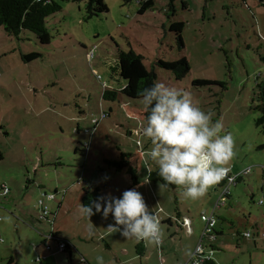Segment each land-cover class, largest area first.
<instances>
[{
	"label": "rangeland",
	"instance_id": "obj_1",
	"mask_svg": "<svg viewBox=\"0 0 264 264\" xmlns=\"http://www.w3.org/2000/svg\"><path fill=\"white\" fill-rule=\"evenodd\" d=\"M52 1L62 10L47 20L49 45L29 31L16 38L0 28V264H97V256L105 264H189L188 252L194 253L204 229L201 215L213 213L222 187L192 201L177 187L148 180L158 167L148 156L151 142L142 135L146 110L140 97L125 93L152 71L158 80L191 93L213 120L223 121L235 140L228 165L233 176L252 170L216 210L223 231L213 244L216 264H264V134L256 124L264 114V0H175L172 7L170 0H156L143 15L136 0H105L109 12L92 18L85 1ZM175 23L184 24V49L171 31ZM34 52L41 58L26 63L23 56ZM123 54L139 59L125 62ZM182 58L191 70L180 81L158 65ZM196 80L224 87H195ZM106 90L123 94L105 100ZM102 113L109 116L95 124ZM122 154L132 155L137 187L127 169L117 172L110 165L122 163ZM96 188L117 198L126 190L140 192L149 211L162 218L163 244L144 242L140 256L139 242L106 231L115 223L111 215L106 219L95 212L88 218L82 198ZM45 193L56 194V200L46 201L50 215L42 219L38 200ZM178 212L191 218L193 235L179 229ZM58 229L75 245L72 257L59 252L56 240L54 252L45 250V237L58 235ZM248 232L256 242L245 238ZM206 243L212 246L211 240Z\"/></svg>",
	"mask_w": 264,
	"mask_h": 264
},
{
	"label": "clouds",
	"instance_id": "obj_2",
	"mask_svg": "<svg viewBox=\"0 0 264 264\" xmlns=\"http://www.w3.org/2000/svg\"><path fill=\"white\" fill-rule=\"evenodd\" d=\"M139 96L148 112L142 130L151 142L148 156L166 186L175 185L185 199L196 201L225 178L231 183L234 177H229L228 165L235 156V140L231 132L224 131L221 119L213 120V113L197 106L191 93L160 80ZM93 207L104 218H114L106 231L120 232L126 240L161 244L159 218L149 211L137 190H126L119 198L101 196L93 206L81 205V211L90 218ZM96 261L105 264L103 256H97Z\"/></svg>",
	"mask_w": 264,
	"mask_h": 264
},
{
	"label": "trees",
	"instance_id": "obj_3",
	"mask_svg": "<svg viewBox=\"0 0 264 264\" xmlns=\"http://www.w3.org/2000/svg\"><path fill=\"white\" fill-rule=\"evenodd\" d=\"M73 1L87 2V5H88L87 12H88L89 18L99 17L100 15L109 12V8L105 0H73ZM124 1L126 3H130L134 0H124ZM136 1L139 2V6H140L139 14L143 15L145 12L152 10L155 7L156 0H136ZM174 1L175 0H170L171 7L173 6ZM61 10H62L61 6L52 0H0V28H2L9 37H16V38H19L22 32L29 31L31 33H34L37 36L38 41L42 45H49L51 43L52 37L47 28V20L51 16L59 13ZM183 30H184L183 23H175L173 24L171 28V31L177 34V40H178V43L181 49H184L185 47L183 36H182ZM39 58H41V54L38 52L37 53L34 52L29 55L23 56V60L26 63L34 62ZM138 59L139 58L134 55H130V56L125 55V54L122 55V60L125 62L134 63ZM158 65L164 70L172 72L175 75L176 80L178 81L185 79L191 70L190 65L186 58H182L181 60L173 61V62L159 61ZM114 70L117 71V69H114ZM135 80L136 81H134V83L130 84L131 89L128 91V93H125L130 98L140 97L139 93L144 88L150 87L154 81L158 80V76L155 73V71H152L150 73L144 72L139 78ZM212 85H220L224 87V85L221 83L206 81V80H196L193 82V86L195 87H205V86H212ZM120 93L123 94L122 90L120 91L106 90L104 92L103 98L105 100L113 101L119 97ZM261 99L263 101V106H264V93L261 94ZM102 114H106V113H102ZM147 115H148V112L145 111L146 123H147ZM106 116L108 117L109 115L106 114ZM256 124L259 128H261L264 134V114L262 115V117H260L257 120ZM77 132L81 133V130L78 128ZM122 158H123L122 163H110V165L115 167L117 172H123L125 169H127L128 173L132 177L133 186L134 187L139 186V179L137 178V172L129 164V161L132 159V155L122 154ZM1 160H3V154L0 152V161ZM157 171H158V168L152 169L149 171L148 180L151 183H154V184L161 183L167 189L176 188L175 185L166 186L162 178L159 177ZM241 179H243V175H241L238 178L237 182H239ZM221 182L222 183H219L220 186H222L225 183V181H221ZM101 196L103 195L101 193V190L98 188H96L94 191H91V192L87 191L85 192V195L82 198V205L93 206L94 203ZM93 212L95 213L94 207H93ZM177 215H179V212ZM58 235H54V236L60 238L59 233ZM216 235H218L217 231H216ZM206 240H211V239H209L208 237H205L203 239V244H204V247L207 253L210 251L214 253L211 259H206L205 261H203L202 264H216L214 260L215 251H216V248L214 247L215 246L214 243L217 241V238L215 240H211L212 246L205 245L207 244ZM64 242L67 244V251L65 253L71 254L70 257H72V255L75 252V250L73 249L74 246L69 241L65 240ZM137 249L141 250L139 251L138 254L140 256H144L145 247H144L143 241H141ZM42 261L43 260L39 262L41 263Z\"/></svg>",
	"mask_w": 264,
	"mask_h": 264
},
{
	"label": "built area",
	"instance_id": "obj_4",
	"mask_svg": "<svg viewBox=\"0 0 264 264\" xmlns=\"http://www.w3.org/2000/svg\"><path fill=\"white\" fill-rule=\"evenodd\" d=\"M107 118L106 114H102L100 119L95 120V124H99L101 122L102 119ZM86 133L90 134V132L88 130L85 131ZM262 170L264 172V165L262 166ZM251 169H247L244 170L242 173L237 174L235 176L232 175V171L230 169L229 172V177H234V179L231 181V183H229L228 179L225 178L223 181H225V183L221 186L222 187V192H221V196H220V200L219 202L216 204L213 213L208 215V213L204 212L201 215V220L204 223V229L202 232V238L200 239L199 243L196 246V249L193 253V256L191 257V259L189 260V264H202L203 261H205L206 259H211L213 256L212 251L208 252L206 251L204 244H203V239L205 237H208L211 240H215L217 238L216 235V229L218 226V219L216 216V210L220 209L221 207L225 206L228 197L230 196V192H231V187L235 186L237 184V180L238 178L243 175H249L251 173ZM9 193V189L8 188H4V194L7 195ZM57 194V193H56ZM56 194H51L48 195L47 193H45L44 195H42V197L39 198L38 200V206H39V210L41 212L40 217L42 219H47V217L50 215L49 212V208L46 205V201H54L56 200ZM262 203V202H261ZM157 217L159 218V221H162V218L160 217L159 213H156ZM184 226L185 227H190L191 226V221L190 220H185L184 221ZM54 233H51L49 236H47L46 239V243H45V247L47 248V250H51V247L49 246L48 242L52 241V240H56L59 244V252L61 253H65L67 251V244L62 241L60 238L55 237ZM264 237V235H263ZM245 238L247 239H253V235L252 233L248 232L245 234ZM59 239V240H58ZM255 239V238H254ZM0 242H4L2 239H0ZM163 242V241H162ZM161 242V244H162ZM160 244V245H161ZM159 245V247H160ZM42 258H39L38 261H41ZM82 262H85L84 259H81Z\"/></svg>",
	"mask_w": 264,
	"mask_h": 264
},
{
	"label": "crops",
	"instance_id": "obj_5",
	"mask_svg": "<svg viewBox=\"0 0 264 264\" xmlns=\"http://www.w3.org/2000/svg\"><path fill=\"white\" fill-rule=\"evenodd\" d=\"M1 152V151H0ZM263 166V165H262ZM260 168H262L261 166H260ZM230 169H233V167H231ZM262 170V169H261ZM252 172V171H251ZM262 173H263V179H264V172H263V170H262ZM251 174V173H250ZM223 181V180H222ZM220 183H222V182H220ZM220 186V185H219ZM233 187V186H232ZM232 187H231V189H232ZM9 193H10V191H9ZM9 193L7 194V195H9ZM55 193H57V192H55ZM5 195V194H4ZM231 197V196H230ZM261 203V202H260ZM59 205H58V210H62V208H63V204H61V202H59L58 203ZM214 210V209H213ZM207 213V212H206ZM177 219H178V221L180 222V225H178L180 228V230H184L185 228H188L189 229V234L190 235H193V233H194V229H193V223H192V220H191V218L189 217V216H186V215H184V214H181L180 212H179V215H177ZM19 220V219H18ZM185 220H190L191 221V226L190 227H185L184 226V221ZM2 220H1V218H0V222H1ZM216 231H217V233H218V235H217V241H218V238L223 234V231L222 230H220L219 229V227L217 226V229H216ZM58 232H59V234H60V239L62 240V241H69L70 242V239H64V238H61V236H62V231L61 230H59L58 229ZM168 233H170L172 236H176V235H178V233L177 232H173V229H171L170 227H168ZM201 236H202V232H199V234H198V240H197V242H199L200 241V239H201ZM0 237H2V235H1V232H0ZM63 237V236H62ZM88 237V236H87ZM46 238V237H45ZM262 238H264L263 236H262ZM1 239V238H0ZM216 241V242H217ZM254 241L256 242V239H254ZM47 241H46V239L44 240V242H43V245H44V247H45V243H46ZM141 243V241L138 243V246H139V244ZM48 244H49V246L51 247V250H50V252H54V250H56L57 249V247L55 246V245H53L52 243H51V241H49L48 242ZM162 244H163V242H162ZM198 244V243H197ZM137 246V247H138ZM145 247V246H144ZM167 247H169V245L167 246ZM196 247V246H195ZM74 250H76V248H75V245H74V248H73ZM45 250L47 251V248L45 247ZM138 250V249H137ZM139 251H141V250H138V252L137 253H139ZM39 258H43L44 259V257H42V256H39L38 257V259ZM85 259V258H84ZM11 261V263L13 262L14 263V260L13 259H11L10 260ZM43 262V261H42ZM92 263H94V261H92ZM166 264H172V263H170L169 261H166Z\"/></svg>",
	"mask_w": 264,
	"mask_h": 264
},
{
	"label": "water",
	"instance_id": "obj_6",
	"mask_svg": "<svg viewBox=\"0 0 264 264\" xmlns=\"http://www.w3.org/2000/svg\"><path fill=\"white\" fill-rule=\"evenodd\" d=\"M71 255V254H70Z\"/></svg>",
	"mask_w": 264,
	"mask_h": 264
}]
</instances>
